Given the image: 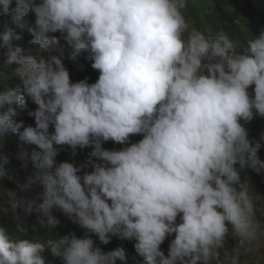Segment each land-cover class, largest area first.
<instances>
[{
	"label": "clouds",
	"instance_id": "clouds-1",
	"mask_svg": "<svg viewBox=\"0 0 264 264\" xmlns=\"http://www.w3.org/2000/svg\"><path fill=\"white\" fill-rule=\"evenodd\" d=\"M186 10L187 0H0L18 27L34 14L31 43L49 53L35 57L12 46L21 38L12 27L0 34L22 85L0 92V106L8 105L0 138L18 136V159L35 167L29 184L43 186L38 205L12 190L0 196L13 211L35 206L43 227L61 223L58 209L85 230L45 242L14 240L0 227V264H48L46 247L64 264L125 259L122 248L105 251L93 236L104 245L134 240L145 264L264 258V195L241 179L245 169L264 168V134L253 142L245 127L264 117V29L245 45L223 28L213 36L192 26ZM61 38L70 49L60 47ZM85 52L99 77L72 82L62 54L80 61ZM29 100L37 106L29 112L34 126L13 118L11 105ZM137 134L143 138L129 143ZM109 140L125 146L106 149ZM57 146H68L73 158L77 148L91 152L79 164L58 162ZM173 234L165 255L160 246Z\"/></svg>",
	"mask_w": 264,
	"mask_h": 264
},
{
	"label": "trees",
	"instance_id": "trees-1",
	"mask_svg": "<svg viewBox=\"0 0 264 264\" xmlns=\"http://www.w3.org/2000/svg\"><path fill=\"white\" fill-rule=\"evenodd\" d=\"M212 4L213 7L211 8V11L207 12L202 10L197 0H187L188 16L192 18L193 26L204 30L206 34L214 36L219 28H223L231 36L239 38L246 45L249 39L258 35L260 31L264 29V8L259 7L256 4V0H243L241 8L233 11L228 10L229 7L225 0H212ZM34 19L35 17L33 13L29 11L23 17L22 22L24 27L21 28L13 23L11 14H4L0 11V34L4 32L5 26H9L12 27L16 33L20 34V41L22 40L28 44H33L31 43L32 33L29 31V27L34 22ZM55 35L61 36L59 32ZM13 38H15V36ZM59 44L61 48H69L67 43L62 38L60 39ZM32 46L29 48V54L35 57H48L49 53L46 50H40L39 47L31 49ZM87 55L88 53L86 52L81 54L80 56L84 57V59L80 61H78L77 57V60L75 58L67 59L62 57L65 67L69 70L72 82H77L87 78L89 83H94L98 79L99 71L92 68V61L86 59ZM16 67L17 65L4 63V60L0 58V82L7 79L10 83L9 88H13L21 84L19 77L14 74V69ZM9 88H4L3 91ZM1 90L2 87H0V91ZM28 106V103L25 107L20 106L18 108L11 105V107L16 109V115L13 118L17 121H23L24 124L30 123L34 126V118L29 115V112L37 106L33 103L31 109L29 110L27 109ZM7 107L8 105L0 106V110L4 111ZM245 127L248 129L249 139L253 142L259 141L261 139V135L264 134V117L255 115L254 118L245 125ZM52 130L53 129L50 127V131ZM16 137L17 142L14 143V139ZM142 138V134L133 135L130 137L129 143L138 142ZM102 146L106 149H120L125 145L109 140L104 142ZM21 147H23V145H21L18 140V136L13 133H8L4 137V144L0 143V167L4 170V174L0 175V191L12 190L15 192L16 197H22L23 202L26 204L28 199L31 197L28 196L13 180L16 170L22 166V162L18 159V152ZM31 147L34 146H28L29 150ZM90 152V147L85 149L77 148L76 156L73 158L72 150L68 146H63L60 148L57 157L59 162L64 160L72 161L75 159V162L79 164L88 157ZM258 156L261 160H264V143H262L261 148L258 150ZM34 171L35 167L32 162L29 161L26 167V172L29 178L33 175ZM250 181L254 184L255 189L264 192V168H262L259 173L250 169ZM36 183L43 191V186L38 181ZM5 197L7 198L6 195ZM5 197L2 198V196H0V227H4L10 237L14 240L38 239L46 242L47 240L55 241L60 236L73 232L78 237H82L84 235L85 230L77 224H74L63 213L57 217L61 221L59 225L52 228L41 226L39 223L35 222L38 216L37 211H35V206L33 211L25 212L24 218L17 219V216L13 213L11 214L8 210L3 209V204L1 205V202ZM263 206L264 205L262 204L261 207ZM18 225L19 227H23L25 231H20ZM173 238L174 234L167 237L160 246L165 255L168 254L169 244ZM93 239L95 243L105 251L116 248H122L124 250L125 259H118L116 264H145L143 259L135 252L134 240H122L113 237L107 245H104L101 244L95 236H93ZM43 255L46 257L48 264H64L62 256L54 255L50 247H46ZM213 264H216V262L214 261Z\"/></svg>",
	"mask_w": 264,
	"mask_h": 264
},
{
	"label": "rangeland",
	"instance_id": "rangeland-1",
	"mask_svg": "<svg viewBox=\"0 0 264 264\" xmlns=\"http://www.w3.org/2000/svg\"><path fill=\"white\" fill-rule=\"evenodd\" d=\"M198 4L200 5V7L202 8V10L210 12L211 8L213 7L212 4V0H197ZM225 2L227 3L228 7H230L233 10L236 9H240L243 0H225ZM256 4L261 7L264 8V0H256ZM34 15V14H33ZM186 16L190 22V24L193 26V20L191 17L188 16V6H187V10H186ZM35 17V16H34ZM10 44L12 46H19L21 47V49L23 50L25 55H31L29 54V48L30 46L34 45V44H28L26 42H23L22 40L20 41L19 39L16 38H12L10 40ZM37 47H39L37 44H35L34 46L31 47V49H36ZM60 54V53H57ZM37 55V54H35ZM33 56V55H32ZM67 56V54H62V57ZM0 58H2L4 60V63H6L7 57L5 55V49L0 48ZM76 59V58H75ZM77 60V59H76ZM11 65H16L15 63L11 64ZM9 81L7 79H4L0 82V87H2V90L0 92H3L4 88H9ZM18 86H22L21 84H19ZM16 86V87H18ZM15 88V87H13ZM29 106L27 107V109H31L32 107V102L31 100L28 102ZM15 108L20 107L18 104L13 103L12 104ZM1 111V110H0ZM25 125H31L30 123H26ZM17 142V137L14 139V143ZM0 143L4 144V137L0 138ZM58 148H61L60 146H57ZM57 161L58 157H56ZM241 179L242 181H248L250 182L251 186L254 188V184L251 183L250 181V169H245L244 171L241 172ZM13 180L14 182L31 198L28 199V201H35V205H38L39 203L42 202L41 200V194H42V188L36 183L33 182L31 184H29V177L27 175L26 172V167L25 166H20V168L18 170H16V173L13 176ZM255 189V188H254ZM256 192L260 193L261 195H264V192L259 191L257 189H255ZM5 197V195L2 196V198ZM18 200L23 201L22 197H16ZM3 204V205H2ZM1 205L3 207L4 210H8L11 214L13 213L15 216H18L19 218H24L25 217V211L23 208H17L15 211H13L11 209V206L8 202V198H4L1 202ZM264 205V204H263ZM261 210L264 211V206L261 207ZM62 214V212L58 209H54L53 210V215H55L56 217H59ZM38 217V216H37ZM36 223H38V220L36 218ZM235 241L229 237L227 242H226V248L231 250L234 246ZM223 252V250H221ZM248 256H241V259H248ZM255 264H264V258H262L261 260H257L255 262Z\"/></svg>",
	"mask_w": 264,
	"mask_h": 264
}]
</instances>
